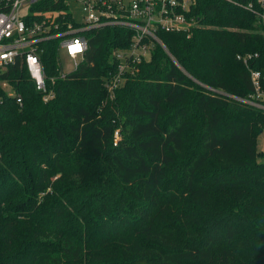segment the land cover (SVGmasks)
<instances>
[{
    "label": "trees",
    "instance_id": "trees-1",
    "mask_svg": "<svg viewBox=\"0 0 264 264\" xmlns=\"http://www.w3.org/2000/svg\"><path fill=\"white\" fill-rule=\"evenodd\" d=\"M190 14L113 97L122 27L82 31L84 58L46 101L24 65L0 66V264H264V111L234 98L252 90L237 54L264 70V25L225 0Z\"/></svg>",
    "mask_w": 264,
    "mask_h": 264
},
{
    "label": "built area",
    "instance_id": "built-area-1",
    "mask_svg": "<svg viewBox=\"0 0 264 264\" xmlns=\"http://www.w3.org/2000/svg\"><path fill=\"white\" fill-rule=\"evenodd\" d=\"M252 12L264 25V0H225ZM194 0H0V66L19 62L24 65L35 89L46 101L54 96L47 80L54 82L74 70L84 58L87 39L82 31L117 26L130 32L128 46L112 52L115 62L104 78L109 97L127 77L135 74L137 65L148 60L155 44L167 52L158 31L190 32L195 20L190 14ZM56 40L57 74L46 76L42 67V43ZM70 68L61 67V53ZM258 54H237L247 67L252 90L246 97L235 99L264 111V70L249 64ZM9 95V83L0 82ZM20 102V98L17 97ZM264 135V130L261 133Z\"/></svg>",
    "mask_w": 264,
    "mask_h": 264
},
{
    "label": "rangeland",
    "instance_id": "rangeland-1",
    "mask_svg": "<svg viewBox=\"0 0 264 264\" xmlns=\"http://www.w3.org/2000/svg\"><path fill=\"white\" fill-rule=\"evenodd\" d=\"M60 58H61L60 60H61L62 69L68 70L70 68V61H69L68 57L62 52ZM257 151L258 152H264V135L263 134H261L258 137V140H257ZM260 159H263V158H260Z\"/></svg>",
    "mask_w": 264,
    "mask_h": 264
}]
</instances>
